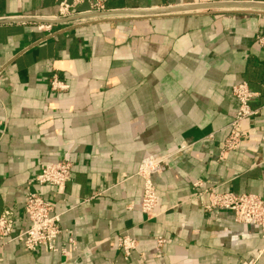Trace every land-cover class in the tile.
I'll list each match as a JSON object with an SVG mask.
<instances>
[{
    "label": "crops",
    "instance_id": "crops-1",
    "mask_svg": "<svg viewBox=\"0 0 264 264\" xmlns=\"http://www.w3.org/2000/svg\"><path fill=\"white\" fill-rule=\"evenodd\" d=\"M103 1L108 11L217 0ZM87 9V2L76 8L94 13ZM56 14V0H0V213L13 210L14 233L24 230V194L38 193L60 214L57 243L65 252H32L11 240L0 246V264L254 258L263 245L259 228L236 222L228 210H203L191 183L264 198V53L255 41L264 33V13L182 11L50 23L63 19ZM53 78L67 87L53 90ZM242 81L256 93L250 100L256 113L244 122L239 148L220 158L237 108L231 87ZM173 152L152 176L158 203L146 216L139 208V163L149 153ZM62 158L72 168L58 195L35 176L41 164ZM120 234L137 242L127 259L117 248ZM158 236L165 239L159 250ZM257 264H264V253Z\"/></svg>",
    "mask_w": 264,
    "mask_h": 264
},
{
    "label": "built area",
    "instance_id": "built-area-1",
    "mask_svg": "<svg viewBox=\"0 0 264 264\" xmlns=\"http://www.w3.org/2000/svg\"><path fill=\"white\" fill-rule=\"evenodd\" d=\"M87 2L86 12L105 11L103 0H56L57 14L54 18H68L81 13L76 8L79 4ZM50 25H40V27ZM255 41L264 53V33L255 35ZM51 88L63 90L67 86L61 81L53 78L50 82ZM231 92L236 100V112L228 124V132L221 142L220 155L222 158L227 151L239 148L246 139L247 132L244 129V122L251 119L256 110L251 108L250 100L256 94L252 92L247 83L242 81L232 85ZM179 147L176 152L183 150ZM171 154H146L140 161L136 174L142 178V193L139 201V208L146 216H153L158 203L155 186L152 181L153 174L166 167ZM72 162L62 158L55 162L40 165L35 176V182L39 185H50L58 195L64 194L66 183L70 179ZM193 188L192 196L196 198L198 204L207 212L216 210H228L232 213L236 222L256 226L261 231L263 245L258 250L254 258L249 259L245 264H257L259 256L264 253V198L254 193H233L218 192L213 188L202 187L198 180L191 183ZM204 196V199L201 197ZM23 209L28 219V226L14 233L15 213L13 210L5 208L0 213V246L11 240L21 242L24 249L29 251L45 250L50 252H65L63 247L57 243V238L61 233L60 214L54 212L52 205L36 192L27 190L23 197ZM68 242L73 246L74 240L68 238ZM165 239L158 236L155 240L156 248L159 250ZM118 250L127 259L131 251L136 247V239L128 234H120L116 237Z\"/></svg>",
    "mask_w": 264,
    "mask_h": 264
},
{
    "label": "water",
    "instance_id": "water-1",
    "mask_svg": "<svg viewBox=\"0 0 264 264\" xmlns=\"http://www.w3.org/2000/svg\"><path fill=\"white\" fill-rule=\"evenodd\" d=\"M222 10H235L244 12H256L264 13V2L253 1V0H217L209 2H196L180 6H169L164 8H159L155 10H108L102 12L94 13H80L72 17L63 18L59 20H49L50 23H59L63 21L78 20L93 16L108 17L114 15H132V16H144V15H155V14H168L176 13L182 11H206L213 13ZM36 20L37 18H30ZM5 21H15V20H5Z\"/></svg>",
    "mask_w": 264,
    "mask_h": 264
}]
</instances>
